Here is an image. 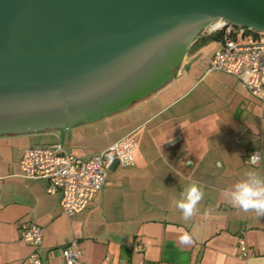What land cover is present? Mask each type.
I'll list each match as a JSON object with an SVG mask.
<instances>
[{
  "label": "water",
  "instance_id": "95a60500",
  "mask_svg": "<svg viewBox=\"0 0 264 264\" xmlns=\"http://www.w3.org/2000/svg\"><path fill=\"white\" fill-rule=\"evenodd\" d=\"M216 19L264 32V0H0V136L125 108Z\"/></svg>",
  "mask_w": 264,
  "mask_h": 264
},
{
  "label": "crops",
  "instance_id": "0c3cea01",
  "mask_svg": "<svg viewBox=\"0 0 264 264\" xmlns=\"http://www.w3.org/2000/svg\"><path fill=\"white\" fill-rule=\"evenodd\" d=\"M127 113L120 117L127 120ZM177 127L160 143L150 142L145 156L117 155L111 169L124 165L116 177L68 220L60 212L59 194H48L45 181L18 176L22 153L15 159L0 156V264H25L32 247L20 238V229L27 223L44 227L40 252L46 264H60L61 248L75 238L81 264H102L105 257L108 264H264V217L234 209L223 194L249 168L206 158L207 146L200 151L196 140L198 129ZM256 167L264 175V160ZM194 182L205 195L186 222L172 201ZM186 233L189 244L180 242ZM241 237L255 255L239 256ZM137 245L144 247L138 250Z\"/></svg>",
  "mask_w": 264,
  "mask_h": 264
},
{
  "label": "rangeland",
  "instance_id": "374dc122",
  "mask_svg": "<svg viewBox=\"0 0 264 264\" xmlns=\"http://www.w3.org/2000/svg\"><path fill=\"white\" fill-rule=\"evenodd\" d=\"M218 46L212 41L190 55L165 88L140 100L141 107L137 102V106L124 111L128 112L127 120L118 112L67 130L1 135L0 156L15 159L26 147L58 140L60 137L55 134L59 133L64 145L75 153L84 154L113 144L119 157L137 158L147 155L150 142L160 143L168 134H173L177 126H182V129H198L196 140L200 151L207 146L206 158L229 160L233 168H241V162L245 167H252L246 161L247 149L260 150L261 161L264 160V104L252 97L232 75L206 71L208 60ZM162 94L167 95L165 99L160 98ZM154 95L159 98L151 97ZM152 113L155 116H151ZM123 165L116 170L108 169V182ZM60 210L64 220L71 218L62 207Z\"/></svg>",
  "mask_w": 264,
  "mask_h": 264
},
{
  "label": "built area",
  "instance_id": "2783aa9c",
  "mask_svg": "<svg viewBox=\"0 0 264 264\" xmlns=\"http://www.w3.org/2000/svg\"><path fill=\"white\" fill-rule=\"evenodd\" d=\"M204 33L222 31L208 60L206 71H220L232 75L240 85L259 103L264 104V32L246 27L234 26L222 19H216L204 28ZM256 154L258 163L261 152L253 149L247 152V162ZM117 160L114 146L79 154L68 149L63 141L26 147L19 159L18 176L28 180L46 182V192L59 194L63 212L71 216L84 210L94 196L104 187L108 169ZM20 238L32 247L25 258V264H46L40 252L44 239V227L34 223L23 224ZM143 245H137L138 250ZM239 256L255 255L241 237L238 242ZM60 264H81V249L75 238L60 250ZM102 264H108V257Z\"/></svg>",
  "mask_w": 264,
  "mask_h": 264
},
{
  "label": "clouds",
  "instance_id": "9594fccd",
  "mask_svg": "<svg viewBox=\"0 0 264 264\" xmlns=\"http://www.w3.org/2000/svg\"><path fill=\"white\" fill-rule=\"evenodd\" d=\"M249 159L252 167L247 169L243 177L230 189L224 190L223 194L234 209L245 213L254 212L258 217H264V175L257 170L256 154L251 155ZM204 195L202 187L194 182L185 187L180 197L172 201V204L187 222L197 214L198 206L204 199ZM180 242L191 243V236L187 233L182 235Z\"/></svg>",
  "mask_w": 264,
  "mask_h": 264
},
{
  "label": "flooded vegetation",
  "instance_id": "af4514ba",
  "mask_svg": "<svg viewBox=\"0 0 264 264\" xmlns=\"http://www.w3.org/2000/svg\"><path fill=\"white\" fill-rule=\"evenodd\" d=\"M205 34L204 31H201L192 41V43L190 44V46L188 47L186 53H185V56L183 58V60L172 70V73L171 75L169 76V78H167L161 85H159L155 90H153L151 93L141 97V98H138V99H135L134 101H132L128 106H126L125 108L123 109H120V110H117L115 112H113L111 115H114L116 113H124L125 110L127 109H130L131 107H133L134 105H136L137 102H139L140 100L144 99V98H147L149 97L150 95L156 93L158 90H161L163 88H165V86L173 79V77L175 76V71H177V69L182 65L183 62H185V60L192 54H194L197 50V48L194 47V44H195V41L197 40V38L200 36V35H203ZM202 48V47H201ZM110 116V115H109ZM82 124V123H81Z\"/></svg>",
  "mask_w": 264,
  "mask_h": 264
},
{
  "label": "trees",
  "instance_id": "16d2710c",
  "mask_svg": "<svg viewBox=\"0 0 264 264\" xmlns=\"http://www.w3.org/2000/svg\"><path fill=\"white\" fill-rule=\"evenodd\" d=\"M222 31L217 32H211V33H205L203 35H200L197 40L195 41L194 47L199 49L207 44H209L212 41H217L221 38Z\"/></svg>",
  "mask_w": 264,
  "mask_h": 264
}]
</instances>
